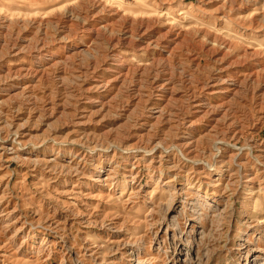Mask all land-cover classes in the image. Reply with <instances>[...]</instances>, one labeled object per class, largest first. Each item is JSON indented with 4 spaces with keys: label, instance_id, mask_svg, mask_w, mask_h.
<instances>
[{
    "label": "rangeland",
    "instance_id": "374dc122",
    "mask_svg": "<svg viewBox=\"0 0 264 264\" xmlns=\"http://www.w3.org/2000/svg\"><path fill=\"white\" fill-rule=\"evenodd\" d=\"M117 1L0 0V264H264V0Z\"/></svg>",
    "mask_w": 264,
    "mask_h": 264
},
{
    "label": "bare ground",
    "instance_id": "6f19581e",
    "mask_svg": "<svg viewBox=\"0 0 264 264\" xmlns=\"http://www.w3.org/2000/svg\"><path fill=\"white\" fill-rule=\"evenodd\" d=\"M124 2V1H123ZM117 3H121V0H118L117 1ZM125 4V3H124ZM146 4H149V3H146ZM68 5V4H67ZM136 6L138 7V9H135V10H132V13H133V19L132 20H134V21H138L139 23H140V26H144V27H150V26H152V25H154L155 24V22H156V20L158 19V18H161V17H163L164 16V14H161V12H159V11H157V10H153L152 8H154L153 7V5L151 4V5H147V7L146 6H142V5H137L136 4ZM152 9V10H151ZM151 10V11H150ZM127 13V12H126ZM125 14V13H124ZM127 15V14H126ZM129 16V15H128ZM132 16V15H131ZM130 16V17H131ZM150 19H152V20H150ZM125 20V19H124ZM105 30H109L110 28L108 27V24H107V26L104 28ZM162 84V83H161ZM100 86V85H99ZM197 106V105H196ZM209 106V105H208ZM204 108V107H203ZM208 108V107H207ZM105 113V112H104ZM150 139V138H149ZM213 140V139H212ZM219 140V139H218ZM189 143V142H188ZM195 142H192L191 141V144L190 145H193ZM217 145H220V147H215V146H217ZM113 146H115V145H113ZM154 146V145H153ZM184 146H187V143H186V145H184ZM212 146H213V149H214V151L216 152V154L213 156V159H214V163H215V160H216V158H218V157H220L221 155H220V152H221V149H222V147H228V148H234L235 150H237V151H239V153H243L244 151H248L249 152V155H252L253 153H252V147L251 146H249V145H246V146H242V147H236L235 145L234 146H230V144L229 143H227V142H224V141H216V142H213L212 143ZM191 147V146H190ZM190 147H187V148H190ZM195 147V146H194ZM113 148V147H112ZM181 148H184V147H182V146H173V149L172 150H175V152L177 153V155L178 156H180L181 158H183L184 160H187V161H189V159L187 158V156H185L184 154H183V152H182V149ZM152 149H154V150H163L164 149V147L161 145V144H158V145H156L154 148H152ZM190 150V149H189ZM164 151V150H163ZM168 151V150H167ZM141 152V151H140ZM261 152H262V150H261ZM148 153V152H147ZM223 153V152H222ZM152 154V153H151ZM150 154V155H151ZM190 154V153H189ZM233 155V154H232ZM240 156V155H239ZM261 156V155H260ZM160 158H161V156H159ZM223 157V156H222ZM246 157V156H245ZM237 158H238V155L236 154H234L230 159H231V161L232 162H235L236 160H237ZM255 158V157H254ZM263 159V158H262ZM253 160V159H252ZM192 161V160H191ZM256 162V161H255ZM264 162V161H263ZM193 163H194V161H193ZM244 163V162H243ZM257 163V162H256ZM257 164H259V163H257ZM261 165H263L264 166V163H260ZM236 165V164H235ZM258 166V165H257ZM262 166V167H263ZM238 168H239V170H238V172L240 173V170H241V166L238 164ZM263 173V172H262ZM259 174H261L260 172H259ZM249 182H251L250 180H248L247 181V183H249ZM250 252V251H249ZM252 252V256H253V252L254 253H256L257 251H251ZM247 262H248V260H247ZM256 264H258L259 262L257 261V259H256ZM260 264V263H259Z\"/></svg>",
    "mask_w": 264,
    "mask_h": 264
}]
</instances>
